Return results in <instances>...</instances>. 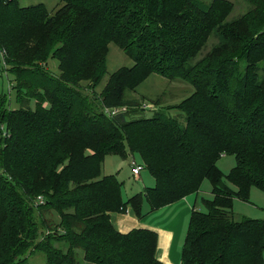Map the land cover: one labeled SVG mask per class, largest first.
<instances>
[{
    "label": "trees",
    "instance_id": "trees-1",
    "mask_svg": "<svg viewBox=\"0 0 264 264\" xmlns=\"http://www.w3.org/2000/svg\"><path fill=\"white\" fill-rule=\"evenodd\" d=\"M56 1L50 13L0 0V67L13 82L12 101L0 92V264L32 251L42 264H78L77 252L88 264H160L157 234L119 233L112 216L140 219L203 180L211 197L190 210L178 264H262L264 220H233L231 208L250 188L264 194V0H243L228 21L226 0ZM109 43L131 65L96 93ZM151 74L191 87L166 109L182 124L161 108L143 117L126 97ZM106 156H136L153 185L123 199L122 182L101 174ZM221 156L234 161L225 175Z\"/></svg>",
    "mask_w": 264,
    "mask_h": 264
},
{
    "label": "rangeland",
    "instance_id": "rangeland-1",
    "mask_svg": "<svg viewBox=\"0 0 264 264\" xmlns=\"http://www.w3.org/2000/svg\"><path fill=\"white\" fill-rule=\"evenodd\" d=\"M198 3L206 5L210 0H196ZM230 2L232 8L226 17V20L235 19L239 15L243 14L249 5L243 0H226ZM43 4L46 10L52 13L58 6L56 0H18L19 6H29L35 4ZM215 42V38L210 36L199 54L206 51L211 44ZM3 61V60H2ZM1 61V62H2ZM3 63V62H2ZM131 60L127 58L114 44L109 43L107 46V54L105 60V73L100 80L98 86L94 89L96 93L102 88L108 75L120 67H129ZM4 67V64L2 65ZM0 67V92L7 93L10 101H12L11 85L13 84L11 77L7 75L6 70ZM2 68V69H1ZM48 68L55 72V64L48 61ZM191 92V87L187 83L182 81H167L166 79L151 74L141 84L136 87L133 93H126V97H134L139 102L138 108H142V105L146 104L152 106L155 110L161 108L164 115L168 118L175 119L178 124L183 123V115L177 110H166L168 107L175 105L184 97ZM149 102V103H147ZM11 103V102H10ZM12 107H16V104H10ZM112 109V108H110ZM145 109V108H144ZM142 109L141 115L143 117H149L154 110ZM129 158L132 159L136 164L141 165L142 163L136 156H131L125 159V163L121 165V170L118 173L117 179L122 182L121 194L122 198L125 199L127 196L134 192L131 188L134 187L136 192L141 190V187H150L153 184L151 176L147 173L144 167L139 172L138 176L140 181L134 179L130 175ZM119 158L116 156H106L104 162L101 165V174H114L116 164L119 162ZM233 158L231 156H224L218 159L216 165L222 174H226L229 169L233 166ZM231 187V186H230ZM131 189V190H130ZM130 190V191H129ZM134 194V193H133ZM196 195L197 210H203L199 203V199H210V186L206 180H203L199 186L196 194H192L191 197ZM231 215L233 220H238L241 217L249 219H262L264 220V194L256 188H250L247 202L234 199L232 201ZM49 219V214L44 215ZM60 249H63L62 244H53ZM29 253V251H28ZM76 257L78 264H88L81 261L80 252H77ZM179 256V251H178ZM44 262V256L40 252L32 251L26 255L23 264H42ZM262 264H264V251L262 253Z\"/></svg>",
    "mask_w": 264,
    "mask_h": 264
},
{
    "label": "crops",
    "instance_id": "crops-1",
    "mask_svg": "<svg viewBox=\"0 0 264 264\" xmlns=\"http://www.w3.org/2000/svg\"><path fill=\"white\" fill-rule=\"evenodd\" d=\"M123 163H125V160L120 159L116 164L117 170L114 173L116 178L119 176L118 173ZM134 179L140 181L139 176ZM144 187H141V190ZM131 189L134 191L131 194L136 193L134 187ZM191 196L192 195H188L175 203L150 212L140 219H136L128 213L114 214L112 216L114 226L119 233H126L135 228H144L154 231L157 234L156 256L160 264H178V251L181 247L188 215L192 207L197 209L195 205L196 195H194V197Z\"/></svg>",
    "mask_w": 264,
    "mask_h": 264
},
{
    "label": "built area",
    "instance_id": "built-area-1",
    "mask_svg": "<svg viewBox=\"0 0 264 264\" xmlns=\"http://www.w3.org/2000/svg\"><path fill=\"white\" fill-rule=\"evenodd\" d=\"M0 59L2 60V54H1V52H0ZM144 108H145V109H148V110H154V108H153L152 106H148V105H146V104L142 105V108H140V109H144ZM145 109H144V110H145ZM102 111H103L106 115H108V116H113V115H115V114H117V113H119V112L124 111V108H123V107H121V108H112V109H106V108H104ZM129 167H130V169H129V171H130V175H131L133 178H137L139 172H140L141 169L143 168V165H142V164H141V165L136 164L132 159L129 158ZM36 201H37V203H41V202H42L40 198H37Z\"/></svg>",
    "mask_w": 264,
    "mask_h": 264
}]
</instances>
